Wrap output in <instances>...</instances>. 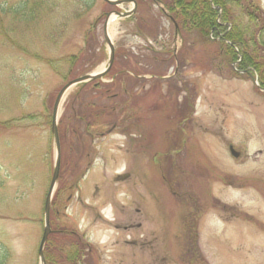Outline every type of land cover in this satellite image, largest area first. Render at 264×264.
Returning a JSON list of instances; mask_svg holds the SVG:
<instances>
[{
	"label": "rangeland",
	"instance_id": "374dc122",
	"mask_svg": "<svg viewBox=\"0 0 264 264\" xmlns=\"http://www.w3.org/2000/svg\"><path fill=\"white\" fill-rule=\"evenodd\" d=\"M135 1L130 17L107 26L108 75L72 87L59 106L62 180L51 228L87 242L83 264H264L256 76L231 73L215 46L183 42L158 4ZM253 1L264 16V0ZM133 6L0 0V264H39L55 98L106 65L104 21ZM71 97L77 109L100 104L104 117L83 125L67 112Z\"/></svg>",
	"mask_w": 264,
	"mask_h": 264
},
{
	"label": "trees",
	"instance_id": "16d2710c",
	"mask_svg": "<svg viewBox=\"0 0 264 264\" xmlns=\"http://www.w3.org/2000/svg\"><path fill=\"white\" fill-rule=\"evenodd\" d=\"M82 1L84 0H79V3ZM87 1L90 0H85ZM155 3L161 4L162 9L177 25L175 33L183 38V42L186 41L184 38L188 37L187 40L215 46V52L224 67L234 74L246 71L247 75L256 76L258 89L264 94V16L253 0H155ZM235 10H238L239 15L233 13ZM31 13L27 14V18H33ZM243 18L247 19L248 23L240 26L239 22H242ZM232 62L237 64L233 66ZM68 63L69 74L71 67L77 62L70 58ZM94 67L91 65L84 73ZM114 81L115 79L112 83ZM78 95L76 92L74 96L78 98ZM99 98H103L102 95ZM72 103L73 99L67 103V112L87 127L92 121L104 117V113L100 111L101 107L98 106L100 104L87 103L82 108L80 104L77 109L72 107ZM61 178L60 168V181ZM58 196L53 197L51 206L56 207L60 199ZM85 251H89V245L74 230L55 228L48 237L44 255L46 264H83L82 255Z\"/></svg>",
	"mask_w": 264,
	"mask_h": 264
},
{
	"label": "water",
	"instance_id": "95a60500",
	"mask_svg": "<svg viewBox=\"0 0 264 264\" xmlns=\"http://www.w3.org/2000/svg\"><path fill=\"white\" fill-rule=\"evenodd\" d=\"M109 3H112L114 5L117 4H122L125 3L126 1H111V0H105ZM134 12V9H131L129 11L126 12H114L113 16L109 15L106 17L105 22H104V28H103V36H104V40L107 43L108 47H109V57H108V62L105 65V67L97 72H94L92 74H86L84 76H81L79 78H76L74 80H71L70 82H68L67 84H65L60 91L58 92L54 105H53V111H52V121H51V133L53 135L54 138V144H55V161H54V168H53V172H52V177L50 180V185L46 194V198H45V202H44V227H43V231H42V236L39 242V246H38V256H39V261L40 264H45V258H44V254H43V248H44V244L46 242L47 236L50 233V226H49V209H50V201H51V197L55 188V183L56 180L58 178V174H59V167H60V144H59V138H58V131H57V117H58V108L59 105L63 99V97L66 95V93L75 85L77 84H84L87 83L89 81L98 79V78H102L103 75L110 69L112 63H113V58H114V47L113 44L109 38V35L107 33V25L108 22L111 21L114 18H125L129 15H131ZM231 153L234 156H237V152H235L232 148H231Z\"/></svg>",
	"mask_w": 264,
	"mask_h": 264
}]
</instances>
